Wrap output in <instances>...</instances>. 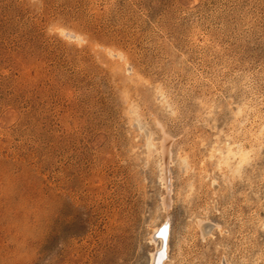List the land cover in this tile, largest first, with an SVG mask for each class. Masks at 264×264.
<instances>
[{"label":"rangeland","instance_id":"1","mask_svg":"<svg viewBox=\"0 0 264 264\" xmlns=\"http://www.w3.org/2000/svg\"><path fill=\"white\" fill-rule=\"evenodd\" d=\"M166 217L168 264H264V0H0V264H149Z\"/></svg>","mask_w":264,"mask_h":264},{"label":"bare ground","instance_id":"2","mask_svg":"<svg viewBox=\"0 0 264 264\" xmlns=\"http://www.w3.org/2000/svg\"><path fill=\"white\" fill-rule=\"evenodd\" d=\"M63 33V31H61ZM165 90V89H164ZM155 126L160 132L157 145L155 147L153 141L148 138L149 149L154 148L157 153L159 166V183L161 184L164 192L160 196V206L165 212L169 209L171 203V185L168 168L173 163L174 152L172 151L173 138L167 134L163 126L159 122H155ZM262 132V131H261ZM156 144V143H155ZM237 147V146H235ZM232 143L226 142L220 149H215L218 154L217 164L218 166H229L232 159L237 158L236 165L233 166L235 171H238L239 167L245 161L247 153L241 146L235 148ZM155 153V152H154ZM150 157V156H149ZM179 157L182 158L180 155ZM185 161V160H184ZM231 166V165H230ZM206 224V223H205ZM203 220H197L196 227L200 234L204 232ZM208 235V234H207ZM169 237H170V220L168 217L164 218L162 223L154 227L150 233L149 242L153 245V250L149 254V264H168L170 262L169 256ZM203 238V237H202Z\"/></svg>","mask_w":264,"mask_h":264}]
</instances>
